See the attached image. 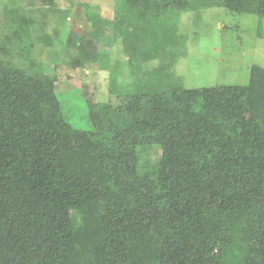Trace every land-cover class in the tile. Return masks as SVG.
I'll return each instance as SVG.
<instances>
[{"label": "trees", "instance_id": "obj_1", "mask_svg": "<svg viewBox=\"0 0 264 264\" xmlns=\"http://www.w3.org/2000/svg\"><path fill=\"white\" fill-rule=\"evenodd\" d=\"M209 8L264 17V0L117 4L112 30L135 82L119 89L110 74L93 131L47 104L56 77L27 57L0 59V264H264V122L246 132L253 152L240 146L264 68L251 67L245 86L202 89L171 71L178 13ZM90 43L67 40L78 52ZM151 146L161 149L159 191L136 173L139 149Z\"/></svg>", "mask_w": 264, "mask_h": 264}, {"label": "rangeland", "instance_id": "obj_2", "mask_svg": "<svg viewBox=\"0 0 264 264\" xmlns=\"http://www.w3.org/2000/svg\"><path fill=\"white\" fill-rule=\"evenodd\" d=\"M121 1L0 0V59L10 58L23 66L30 59L37 72L56 77L54 99L47 104L58 107L74 129L93 131L92 104L110 102V74L119 89L130 88L135 82L121 40L112 30L116 7ZM178 15L174 35L181 38L177 48L180 56L171 71L183 88L245 86L251 67L264 68L263 16L237 14L222 8L186 10ZM13 17L29 20L28 30L21 32L16 28L18 22L9 20ZM16 29L21 36L17 41L11 32ZM69 38L91 42L90 47L78 52L67 44ZM5 50L11 53L7 56ZM74 58L84 65L72 67ZM158 65L159 60L155 59L143 66L150 69ZM246 110L240 146L251 154L246 132L264 122V96L250 97ZM139 150L136 173L148 180L151 191H159L156 169L161 149L151 146Z\"/></svg>", "mask_w": 264, "mask_h": 264}]
</instances>
